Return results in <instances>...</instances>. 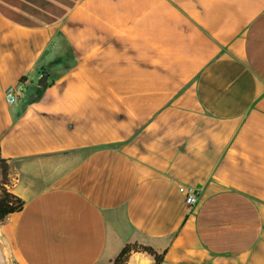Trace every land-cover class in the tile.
Returning <instances> with one entry per match:
<instances>
[{"label": "crops", "instance_id": "obj_1", "mask_svg": "<svg viewBox=\"0 0 264 264\" xmlns=\"http://www.w3.org/2000/svg\"><path fill=\"white\" fill-rule=\"evenodd\" d=\"M0 155L10 264H264V0H0Z\"/></svg>", "mask_w": 264, "mask_h": 264}, {"label": "trees", "instance_id": "obj_2", "mask_svg": "<svg viewBox=\"0 0 264 264\" xmlns=\"http://www.w3.org/2000/svg\"><path fill=\"white\" fill-rule=\"evenodd\" d=\"M9 161L0 155V224L5 223L13 214L21 213L25 207V201L9 191L10 180ZM133 253L147 255L154 260V264H163L165 254H158L152 248L138 245H127L113 264H128Z\"/></svg>", "mask_w": 264, "mask_h": 264}, {"label": "built area", "instance_id": "obj_3", "mask_svg": "<svg viewBox=\"0 0 264 264\" xmlns=\"http://www.w3.org/2000/svg\"><path fill=\"white\" fill-rule=\"evenodd\" d=\"M24 93V83H19L16 87L10 88L5 92V99L8 104H17ZM197 202L195 192L188 190L185 193V203L187 205H194Z\"/></svg>", "mask_w": 264, "mask_h": 264}, {"label": "water", "instance_id": "obj_4", "mask_svg": "<svg viewBox=\"0 0 264 264\" xmlns=\"http://www.w3.org/2000/svg\"><path fill=\"white\" fill-rule=\"evenodd\" d=\"M43 83H40L39 86L42 88H47L48 87V78L49 75L47 73H44L43 76ZM0 264H10L6 250H5V246L2 243L1 239H0Z\"/></svg>", "mask_w": 264, "mask_h": 264}, {"label": "bare ground", "instance_id": "obj_5", "mask_svg": "<svg viewBox=\"0 0 264 264\" xmlns=\"http://www.w3.org/2000/svg\"><path fill=\"white\" fill-rule=\"evenodd\" d=\"M8 256V255H7ZM147 257V256H146ZM131 262V264H147V262L146 261H143V259H142V261L140 260V258L138 257V256H136V257H134V258H132V260L130 261ZM149 263V262H148ZM150 264V263H149Z\"/></svg>", "mask_w": 264, "mask_h": 264}, {"label": "rangeland", "instance_id": "obj_6", "mask_svg": "<svg viewBox=\"0 0 264 264\" xmlns=\"http://www.w3.org/2000/svg\"><path fill=\"white\" fill-rule=\"evenodd\" d=\"M146 256H147V255H146ZM131 257H132V255H131ZM131 257H130V260H129L128 264H131V262H130V261H131ZM148 257H149V256H147V257H142V258H140V260L142 261V259H143V261H146L147 264H149V263H148V262H149V261H148ZM153 264H154V263H153Z\"/></svg>", "mask_w": 264, "mask_h": 264}]
</instances>
